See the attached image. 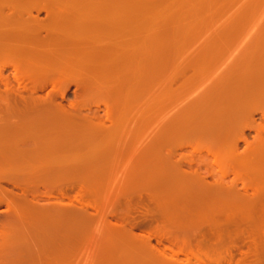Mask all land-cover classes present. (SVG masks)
<instances>
[{"label":"bare ground","instance_id":"obj_1","mask_svg":"<svg viewBox=\"0 0 264 264\" xmlns=\"http://www.w3.org/2000/svg\"><path fill=\"white\" fill-rule=\"evenodd\" d=\"M69 1L71 0H0V69L9 67L14 73L15 80H17L16 78L18 75H21L24 77V80L29 83L28 86H19L18 84L19 87L14 88L11 82L6 79L2 81L3 91L0 93V207H4V210L0 211V236L8 234L9 232L10 234L13 233L19 236L17 239L18 247L15 249L17 250L15 253H5L3 249H0V264H77L78 256L75 253L74 236L78 228L86 229L88 225L91 224L92 215L90 211L88 212V208L97 209V207L89 201H93L91 198L95 199L98 197L102 184H104L103 178L106 177L108 171L110 172L114 166H116V162L118 161L115 160L114 162V159H117L116 154L120 153L121 149L129 143L135 146L134 141H127L131 138L128 133V136L124 137L125 143L120 141L121 137L118 135L117 136L120 138L118 139L117 145L107 141L116 137V133L122 132L123 129H121V126L124 122V119H122L123 117L121 118L119 116L120 120L123 122L119 120V122L115 123L114 119L111 126L106 127L93 113L90 115L87 113L82 114L79 110L72 107V105L70 106L72 108L66 109L59 104H54L55 94L48 92L49 94H46L44 97L36 96L37 92L44 90L46 87H51L52 91L57 90L60 98L64 97V92L70 85H73L75 89L80 88L82 90H87L89 88L91 90L92 88L95 92L103 94L101 96L108 100L107 103H110L109 109H111V107L116 108L117 110L115 112L119 110L118 114L121 112L126 113V111L138 101L137 94L139 93L140 87L138 79L140 78L139 76L142 75V71L138 69L139 67L134 66L136 70L133 74L131 72L133 79L131 76L129 77L132 80L129 79L131 83H129L128 79L124 78L125 75L124 77L119 75L117 78H107L106 76L102 77L103 75L101 74H90L89 71L91 68L92 70L93 68L94 70L97 69L95 67L99 64L95 63V60L99 58V56L102 57L107 50L112 51L113 59L115 60L122 59L123 57L125 58L127 53L129 55L127 56L128 59L130 58L129 60H132L131 57L137 60V56H139L138 53L141 52H139V45L134 44L127 46L126 42H122L121 39H113L112 43H110L108 42L109 38L107 39L104 34L102 35L98 32L100 30L94 31L85 29L84 31L82 29L84 27L78 30L74 28L73 24L71 27H67L64 22L69 20V18L70 20L74 18L71 11L73 16L69 14L73 18L71 16L69 17V15H67L68 13H63ZM215 1L216 0H214V2ZM236 1L233 0V5L231 4L232 1L228 2L226 0L225 2L231 3H226L219 7L214 4L213 7L223 10L224 14H226V11L233 10L232 15H235V12L237 13L238 10H257L259 7L258 3L259 5L262 3L259 2L262 0H245L236 7L238 3H236ZM209 4L208 7L210 5L212 6L213 3ZM233 7L234 9H232ZM206 8L202 11L206 12L210 10H206ZM216 9L212 10L214 11ZM260 10L261 9H258V11ZM74 12L77 13L76 11ZM40 13H43L44 17L40 18ZM232 15H230L229 18ZM241 18H239L240 21ZM229 20L230 19H228V21ZM224 26V30L220 29L221 31L219 32H217V30L214 37H208L205 44L203 43L205 45V50H202L200 53L202 56L199 54L201 59L211 60L213 55V48H211V46L216 43V38L217 40H221H219L221 44L217 42L216 46L218 44L222 46L223 42L226 43L224 45H230V48L233 47V45L235 46L236 43L238 44L239 39L237 40L236 38L238 35L236 34V36H233L234 31L227 30ZM236 28L239 29V27ZM211 34H214V32H211ZM118 36L120 35L118 34ZM234 37L236 41H234ZM125 39L124 41H126ZM129 41H131L130 38ZM61 44L66 45V48L72 49L73 52L63 53V51H59V46L62 48ZM257 45L259 47L254 45V49L249 46L247 47L248 49L244 48L240 51L237 50L238 53L235 55L233 54L234 56L232 55L231 58L228 57L230 59L229 62L226 61L228 58L226 59L224 56L226 60H224L223 70L220 72L219 78L217 77V81L214 80V82L211 80L209 84H206L204 86L205 88L201 89L202 92L199 95H194L196 96L194 99L191 97L192 100H190L191 98L188 99L189 103L185 104V107L184 105L178 106H183L182 108L189 107L190 109L193 106L192 104L201 98H209V100L212 97L215 98V96H212L215 92L219 94L218 99L221 98L223 104L230 95V99L234 100V93L237 92L233 91L231 93L230 90L235 89L230 86H236L233 82H235V80L237 81V78L234 77L241 66L243 67V71L246 67L244 73L248 70L249 74L247 75H252L251 77L249 76L250 79L247 78L249 80L245 79L246 81L244 82L247 83L244 84L245 87L248 86L249 89L250 87L255 89V86L259 84L257 85L259 86L257 89L261 88L264 84V66L262 64L264 60V45ZM63 48H65V46H63ZM90 48H93L95 51L93 53H86L85 51ZM180 48L182 51L184 50L182 47ZM219 49L221 48H218V54H220ZM178 52L180 53L181 50L179 49L177 51L175 57L178 56ZM146 53H148V51ZM246 55L248 56L247 60L245 58ZM243 56L245 57L243 58ZM220 58L221 57L217 60L219 61ZM261 59L262 62H260ZM251 60L252 63H250ZM135 62L133 64H135ZM180 63L177 64L176 61L175 65H167L166 68L168 70L170 69L173 72L175 69L174 74L172 72H167V69L163 70V73L161 70H155L157 72L154 74L156 78L154 77L155 82H153L154 87L152 90L155 96L152 98L151 93L150 97L152 101L150 102H153V104L151 103L152 109L149 107L147 110L153 111V113H150L155 117L151 122V134L146 135L149 139L146 138L148 141H145L142 148L151 146L153 148L152 151H154V160L152 161V172L150 171L152 184L149 188L147 186L145 197H143V199L147 198L150 204L152 203V209L146 211V213L144 212L145 214L143 216L144 220L149 219L150 222H148L150 225L154 222L156 225L153 224V227H149V230L145 229V232L142 231L144 233L141 232V234H136L132 231L135 225L129 221L118 222V224L114 223L111 224L108 229L105 227L108 231L106 240L116 238L118 242H122L124 245L126 244V247L128 245V250L125 248H122V250H125V253L127 252L126 256L130 254V251L134 252V254L131 253L137 257L136 260L139 259L135 261L134 264H264V162L254 159L257 155H264V134L261 136L257 132L253 140L248 143L244 135V129L258 130L254 128V124L246 125V119L244 120L246 123L238 127V131L235 130L236 133L233 136L232 131L229 133L227 131H221L220 136L222 133V138L226 140L224 141L221 137L220 139L215 138V140H222L220 145L216 141L212 142L218 144L220 148L222 145L223 147L231 145L232 147L234 146L233 149H235L238 141L244 142V150L239 154L237 162H234L232 166L234 169L236 168L239 170L236 174V178L232 180L226 179L227 176L225 177L224 175H215L211 170V172L208 171L209 169L206 170L204 168V172H201L200 168L202 166L200 167L199 164L198 168V166L192 165V160L190 162L187 159H181V157L176 160V151L183 148L186 143H176L177 140L179 141L180 138H182L183 133L181 134V132H183L184 128L176 124L180 114L175 110L172 111V109L175 108L172 107L174 101H172V96L173 91H176L175 89L178 88L179 85L181 86L183 82L175 86L173 82L178 80V76H173L176 73H182L183 75L185 74L184 70L186 71L188 67H192L191 63H189V65L188 63H185V65L182 64L184 66ZM125 64H123V66ZM101 65H104V63ZM259 65L261 68H259ZM86 70H89L88 73H86ZM176 70L180 72L178 71V73ZM117 71L115 75H117ZM166 72L167 75H164ZM241 72L239 71L237 74L241 75ZM121 73H124V71ZM129 74H127V77ZM195 74L197 75V73ZM207 74H209V77L213 73L211 74L208 72ZM247 75L243 77L246 78L248 77ZM190 78L186 79L185 77V83H187V80ZM199 84L201 83L199 82ZM245 90L246 89H244V91ZM246 91L245 93L249 94V92ZM255 94H257V92H255ZM204 103L205 102H203V104ZM207 103L208 102H206V104ZM218 107L216 106V108ZM263 107H261L259 113H261L260 116L264 118ZM106 109L109 110L108 108ZM133 109L135 108H131L134 114L133 112L130 113L127 111L124 118L127 116V118H125L127 123L129 120L132 121L128 117V112L131 114V117H135L136 114V117L140 115L138 119L136 117L134 119L137 120V123L134 124L132 121V124H130L131 122H128L129 124H124L123 128L127 127L124 129L127 130L129 129V125L131 128L136 125V127L141 125V129L140 127L136 129L143 131L144 128H146L142 126L144 121L139 122L141 119L145 120L142 118V111ZM179 109L180 108H178V110ZM136 110H138L137 113H135ZM208 111L209 110H207V112ZM139 112L141 113L139 114ZM237 112L238 111H236V113ZM244 112L245 110L241 112L243 117L247 115L250 116L249 112H245L246 114ZM105 113L106 115L109 114L108 111ZM117 119L118 118H116V120ZM119 123L122 124L119 125ZM138 123L140 125H138ZM119 126L121 132L118 131ZM204 126L206 128L207 125L205 124ZM221 129L223 130V128ZM203 130H199V135L206 136L207 138L209 134H204L205 132L202 133ZM229 130L230 129H228V131ZM148 132L150 133V131ZM211 132H213V130H211ZM178 133L181 136H179ZM127 134H122V138ZM75 140H85L84 143L89 141L90 143H88L90 145L87 143L85 145H89V147L86 146V149L81 148L83 149V151L81 150L82 152H75V150H80V147L74 149L76 143L73 142H75ZM79 141H77V143ZM119 141L121 143H119ZM225 150H230L231 152L232 149ZM260 150L263 151L261 152L262 154H256L260 152ZM108 152H112V156L114 157L103 158L102 156ZM80 153L83 157L81 159L79 158L81 157L79 156ZM231 159L232 158H230V160ZM233 168L230 169L233 170ZM116 170H118V168ZM126 171L127 177L125 178L127 180L125 179L126 182H124L123 188L124 191H126L124 192V195L126 194L124 199L129 204L131 196L133 198L134 193L136 196L137 192L135 189L138 187H135L133 191L134 184L131 178L134 179V175H136L133 165L129 164ZM146 179L148 180V178ZM145 184L149 185V183H144L143 186H146ZM105 189L106 188H104V190ZM68 191L70 193L78 192V194L76 195L75 193V195H70ZM138 194H140V192ZM82 197H84V201H87V198L90 199H88L86 203V201L84 202L82 200ZM110 198L112 199L113 197L110 196ZM62 199H66V202L63 203ZM111 204L113 203L111 202ZM125 207H127V205ZM111 208L113 209V207ZM110 211L111 210H109V212ZM93 215H95V213ZM127 219L125 218V220ZM52 234L54 238L50 241L52 243L54 241L53 244H57L59 239H62L61 235L66 240L65 242H67V244L62 247H59L57 244L54 247L51 246L52 249H50L51 247L48 243L47 245L45 244L46 240L44 241V239H46L48 235L52 236ZM90 236H92V234H90ZM108 236L110 237L108 238ZM152 238L156 240V243H160L162 240L167 241L169 245L175 247L176 250L173 251L174 248L172 247L171 249L170 247L159 249L157 246L151 244L150 241ZM49 239L47 237V240ZM110 244L111 243H107L108 246L106 245V247H102L100 250L104 249V251L107 252L108 248H111L112 244ZM91 246L94 245L91 244ZM241 248H244V250ZM233 249L238 251L237 259H234L231 254ZM165 250L169 251L168 253L170 254H167ZM62 251L67 254L62 255ZM180 254L183 255V259L178 257ZM200 255L203 256L201 257ZM119 259L121 260V258ZM84 261L85 259L82 262L84 263ZM88 263L87 261L84 264ZM125 263H130L129 258Z\"/></svg>","mask_w":264,"mask_h":264},{"label":"rangeland","instance_id":"obj_2","mask_svg":"<svg viewBox=\"0 0 264 264\" xmlns=\"http://www.w3.org/2000/svg\"><path fill=\"white\" fill-rule=\"evenodd\" d=\"M225 1L226 0H224V1L223 0H216L215 1L216 3H215L214 0H209V1L208 0H148V1L147 0H106V1L105 0L104 1L103 0H100V1L99 0H93V1L92 0H89V1L88 0H71L68 2V6H67L65 12H63V13H65V14L68 13L67 15H69V17L73 14L74 16L73 15L72 16L74 18L71 16L73 18V20L72 19L70 20V18L68 17L70 21L66 20V22H64L67 27L68 26L71 27L73 24L74 28L78 29V30H79V28L81 29V27H84V28H82L84 31H85V29L86 30L90 29V30H94V31L100 30L98 32H100L102 35L104 34V36L107 37V39L109 38L108 42H110V43H112L113 39L114 40H120L121 39L122 42H124V43L126 42L127 46L134 45V44L139 45V48H140L139 52L140 51L141 52L138 53L139 56H137V60L136 59L134 60V58L131 57L134 62L135 61L137 62V64H136V62H135V64H133L134 62L132 60H129L130 58L128 59V57H127V56H129L128 53H127L125 58L123 57L124 59L122 58L119 60H115V59H113L112 51L107 50V52L105 51V54L102 57L99 56V58H97L96 60L94 59L95 63L99 64L97 67H95L97 69L94 70V68H93V70H92V68H91L90 71L86 70V73H88V71H89L90 74L91 73L92 74L96 73L97 75L101 74V75H103L102 77L106 76L107 78H112V77L117 78L119 75L120 76L122 75L124 77V75H125L124 78L128 79V81H129V79H130L129 77L131 76V78H132V74L136 70V69H134V66L139 67L138 69L142 71V75L139 76L140 78L138 79L139 84H140L139 91H138L139 93L137 92L138 93L137 94V97H138L137 100L138 101H137V103L134 104L135 106L134 105L131 106L127 111H129L130 113L133 112V114H134V111H132L131 108L139 109L140 111H142L141 115H143L142 118H144L145 120L141 119L140 121L139 120L138 121L139 122L144 121L142 126L146 127L143 130L144 132L142 130L136 129V128L141 126L138 123V125H140V126L136 127L137 126L136 125L135 127L131 128L130 125L129 126L127 125L129 127V129L124 130L125 128H127V127L123 128L124 124H127L128 122L129 123L131 122L130 124H132V121L134 122V124L137 123L136 122L137 120H134L135 117L137 116V114L135 115V117H131V114L128 112V117L132 121H130L128 119L129 121L126 123L127 120L125 121V118H127V116H125V118H124V115L127 113V111L125 110L126 113L121 112L120 114H118L119 110L117 112H115L117 110L116 108L111 107V109H109L110 103L109 102L107 103L108 100L101 96L103 94L95 92V90L92 88H91L92 91L90 90V88L87 90H82L80 88L75 89L73 85H70L68 87V89L65 90L63 98L59 97V92L57 90L52 91L51 87H46L44 90L36 93V96H40V97H44L46 94H49V93L55 94L56 97L54 98V104H56V105L59 104L60 106L66 108V109H70V108L74 107L77 110H79L82 114L87 113L90 115L93 113L96 116V118L101 120L103 122L104 126H106V127H110L111 123L114 122L113 121L114 119H115V123H116V122H119L120 117L121 118L123 117L122 119H124L125 123L120 120L121 122H123V125L121 126L122 127L121 129H123L122 130L123 133L120 131V126H119L118 131L121 133H116V137H114L110 140H107V141H109V143H111V144L117 145L118 139L120 137L122 138V134L128 133L131 136V138H129L127 141H130V142L134 141V145H135V146H133V144L130 145V143H129V144H127V146H129V147L125 146L126 149L124 147L121 149L120 153L116 154L117 159H114V162H115V160L116 161L118 160L116 162V166H114V168L110 171L111 173L108 171V174L107 173H106L107 175L105 174L106 179L103 178L104 184H102V188L100 190V193L98 191V193H99L98 197L95 199L91 198V200H93V201H89L91 204H94L95 207H97V209L96 208H93V209L88 208V212L90 211V214L92 215V222L90 225H88V228H86V229L78 228L77 232L74 236L75 253L78 256L77 264H84L87 261L89 262L88 264H126L125 262L128 260V258H129V262H130L128 264H131V263L134 264L135 261L139 260V259L136 260L137 257H135L133 255L134 252L130 251V254L128 255L129 256L128 257V256H126L127 252L125 253V250H122V248L127 249L128 245L126 247V244L124 245V243L118 242V240H116V238L114 239L113 237H111V238H113L112 240L111 239H108L109 241L106 240V237H107L106 234L108 233V231L106 229H108V227L111 224H114V223L118 224V222L120 223V222H124V221L125 222L129 221L130 223L135 225L134 228L132 229V231L136 234L137 233L141 234L142 231L145 232L146 230H149V227L151 228V227H153V224H155V222H154L150 225L149 219L144 220V216H143L146 213V211H148V210L150 211L152 209V203L150 204V202L147 201V198L143 199V197H145V192H146L147 186L149 188V186L152 184L151 183L152 178H150V174L152 172L151 167L153 165L152 161L154 160V154H153L154 151H152L153 148L151 146H147V147L145 146V148H142L143 144H145V141H148L147 139H149L146 135L151 134V129H150L152 127L151 122H152V119L155 117V116L151 115L153 113V111H151V110L147 111L149 109V107H150V109H152L151 103L153 104V102H150V101H152L151 97L153 98L155 96V95H153V92H152L153 87H154L153 82H155V78H156L154 74H155V72H157L155 70H157V69L161 70L163 73V70L167 69L166 67L168 64H174L175 65L176 61H177V64H179L181 62L180 63L181 65L182 64L185 65V63L186 64L188 63V65H189V63L192 64V67H188V69L186 71L184 70L185 74H183V75H182V73L181 74L179 73L180 72L179 70H178L179 72L176 70L181 75V77L177 73H176L177 75L175 74L173 76V77L178 76L177 77L178 80L173 82V83H175V86H178L179 84H181L183 82L181 84V86L179 85L178 88L175 89L176 91H173V96H172V101L174 100L172 107H175L172 109V111L175 110L176 112H178L180 114V116H178L179 119H177L178 121L176 120L177 121L176 124L184 128L183 132H181V134L183 133L182 138H180L179 141L177 140L176 143H179V142H183L184 144L186 143L183 148L176 151L177 152L175 154L176 160H178L180 157H181V159H183V160L187 159L190 162L192 160V162H193V163H191L192 165L198 166L200 164V167L202 166L201 167L202 169L200 168L201 172H204L205 169L206 170L209 169L208 171L211 170L213 174L215 173V175H219V176L224 175L225 177L227 176L226 179L232 180V179L236 178V176H237L236 174L239 171L238 169H236V168L234 169L232 167L233 163L237 162V158H238L239 154H241L242 151L244 150L245 144L242 141H238L237 145L235 146V149H233L234 146L232 147L231 145H229V146L226 145L224 147L222 145L220 148L219 145L222 143V140L221 141L215 140V138L220 139V137H221V139H223L222 133L220 136L221 131L222 132L227 131L228 133L230 131H232L233 134L232 133L231 134L233 136L236 133V131H238L237 128L241 127L242 125H244V123H246L244 121L246 119H247L246 125H250V124L253 125L254 124V126H255L254 128L256 130H258V131H254L253 129H244V135L246 136L247 142L250 143L253 140V137L257 134V132L259 135L263 136V134H264V118L262 116H260L261 113H259V112L261 110V107L264 106L263 105L264 104V93H262V92H264V84H263V86L260 84L262 87L260 86L261 88H259V89H257V87H259V86H257L259 84H257L255 86L256 90L254 88H251V87L249 89L248 86L245 87L244 84H247L244 82V81H246L245 79H247V78L250 79V77L252 76V75H247V74H249L248 70L245 72L246 74L244 73L246 67H245L244 71H243L242 66H241L242 69L241 68L238 69L240 72L242 71L241 72L242 74L244 73L243 75L241 73H240L241 75L237 74L239 71L235 74L236 76L234 78H237V81L235 80V82H233V84L236 86H233V85L230 86L231 88H234L235 90H233V89L230 90L231 88L229 87L230 88L229 90L231 91V93L233 91L238 93V94L234 93V98H233L234 100L230 99L231 98V95H230V97L223 104L221 101V98L218 99L219 94L217 92H215V94L212 95V96H215V98L212 96H211L212 98H210V100H209V98L208 99L207 98H201V99H199L200 101L198 100V101L194 102L192 104L193 105L192 108H190V109H189V107H186V108H182L183 106L179 107L180 105H184V107H185L186 106L185 104L189 103L188 99L191 97H193V99H194L197 96V94L199 95L202 92L201 89L205 88L204 86L206 84H209L211 82V80L217 81V79L219 78L218 77L219 74H221L220 72H222V70H223L224 60H226L228 57L231 58L233 54L235 55L241 49L242 50L244 48L248 49L247 47H249V46L252 49H254V45L255 46H258L257 44L264 45V0L259 1L262 3L260 5L258 3L259 7L257 6L258 8H257V10H254L255 12L252 11L253 9H251V10L250 9H243V10H238L237 11L238 14L235 12V15H232L233 10H229L228 12L226 11V14H224L223 10L216 9L213 7L214 4H216V6L219 7L223 4L228 3L229 1H232V3L231 2L230 3L234 5L233 0H227L228 2H225ZM242 1H245V0H237L236 3L237 2L238 3L236 5V7L238 5H240ZM134 3H135V7H134ZM209 3L210 4L213 3L212 6ZM230 3H228V4H230ZM202 4L203 5L206 4V5L203 6ZM208 4L212 8L210 6L208 7ZM206 6H207V8H206ZM132 8H133V10H132ZM205 8H206V10H209V9L210 10L203 12L204 11L203 9H205ZM212 9H216V10L213 11ZM232 9H234V7ZM258 9H261V10L258 11ZM245 10H246V12H245ZM66 11H68V12H66ZM70 11L72 12V14ZM74 11H76L77 13H75ZM241 13L243 14V17H242ZM79 14H80L81 19L79 17ZM206 15L208 18L206 17ZM230 15H232L233 17L231 16L229 18ZM75 16H76V18H75ZM121 16H123V17H121ZM39 17L40 18L44 17V14L40 13ZM227 17H228V19H230L229 21H228ZM241 17L244 19H242ZM239 18H241L242 22L240 21ZM71 21H73V22H71ZM223 22H224V24H223ZM226 22H227V24H226ZM234 24L236 25V27H239V29H237ZM224 25H226V26H224ZM223 26L227 30H230L232 32L234 31L233 36H236V34L238 35V36H236L237 40L239 39L238 44L236 43L235 46L233 45V47L230 48L229 47L230 45H224L226 43L222 41L223 44L221 46L220 45L221 40L220 39L217 40V38H216L215 42L216 43L220 42V44H218L217 46H216V43H214V45L212 44L211 48H213L212 49L213 55L211 57V60L210 59H208V60L201 59L200 53L202 52V50L203 51L205 50L204 44L206 42V39H208V37H211V36L214 37L216 35L215 32L217 30H218L217 32L221 31L223 29ZM210 31L214 32V34H211ZM105 34H107V35H105ZM118 34L120 36H118ZM208 34H209V36H208ZM124 35H126V36H124ZM233 36H232V38H233ZM240 36H242V37H240ZM250 36H251V38H250ZM248 37H249L250 41H249ZM129 38L131 39V41H129ZM124 39L126 41H124ZM241 39H242V41H241ZM234 41H236L235 37H234ZM136 42H138V43H136ZM243 44H244V46H243ZM63 46H65V48H63ZM236 46H237V48H236ZM180 47H182L184 49L183 50L184 52L182 51V49ZM176 48L177 49L179 48L181 50L180 53L178 52L180 54V56L178 54L177 57H175V56L177 55V51L179 49L177 50ZM218 48H221L223 50L222 51L221 49H219L220 54H218L219 53ZM62 49H64V50H62ZM91 49H93V48L87 49L86 51L85 50H82V51H85L86 53H93L95 50L94 49L91 50ZM58 50L63 51V53H72L73 52L72 49L66 48V45H62V48L59 46ZM147 51H148V53H146ZM143 55H145V56H143ZM224 56L226 57V59ZM196 57H197V59H196ZM219 57H221V58L218 61L217 59H219ZM244 57L245 56H243V58ZM176 58H178V59H176ZM245 58L247 60L248 56L246 55ZM228 59L226 60L227 62L230 61V59L229 60ZM263 59H264V57H263ZM119 61H121V62H119ZM102 62L104 63V65L105 64H107V65H105V66L101 65V64H103ZM123 62H125L126 64ZM260 62H262V59ZM250 63H252V60ZM123 64H125L126 66L125 65L123 66ZM262 64L264 66V60H263ZM0 65H1V63H0ZM121 65H122L123 69L121 68ZM184 65H182V66H184ZM202 65H204V66H202ZM260 65H261V63H260ZM260 65H259V68H261ZM196 69H197V71H196ZM206 69H208V70H206ZM117 70H119V71H117ZM121 70L124 71V73H121L122 72ZM174 70L172 72V70L169 69L167 72H172L174 74L175 73ZM116 71H117V75H115ZM128 72L130 74L132 72V74L130 75ZM167 72L164 73V75H167ZM208 72L211 74L213 73L212 75L209 76L210 78L208 77V75H209V74H207ZM195 73H197V75ZM200 73H201V75H200ZM13 74H14L13 71L9 67L8 68L6 67L4 69H0V93H2V91H3L2 81H5L6 79L11 82V84L14 88H18L19 86H24V85L28 86L29 83H28V81L26 82V80H24V77H22L21 75H18L16 78L17 80H15ZM127 74H129L128 77H127ZM244 75H247L248 77L244 78L245 77ZM185 77H186V79L191 77L189 80H187V83H185V81H184V80H186V79H184ZM249 79H247V80H249ZM131 81H129V83H131ZM179 81H180V83H179ZM199 82L201 84H199ZM238 82H240V83H238ZM197 83H198V85H197ZM18 84H19V86H18ZM176 84H178V85H176ZM243 87H244V89H246L249 92V94L245 93L246 90L244 91ZM239 89H240V91H239ZM183 91H184V93H183ZM230 91H229V93H230ZM176 92H177V94H176ZM212 92H214V91H212ZM255 92H257V94H255ZM151 93H152V96H151ZM260 93H262V94H260ZM258 94H260V95H258ZM23 95H25V94H23ZM87 95H91V96H87ZM194 95H196V96H194ZM240 96H241V98H240ZM190 100H192V98ZM178 101H179V104H178ZM213 101H215V102H213ZM203 102H205V103L203 104ZM206 102H208V103L206 104ZM218 103H220V104H218ZM107 104H108V107H107ZM71 105H72V107H70ZM189 106H191V105H189ZM216 106L217 107L219 106V107L216 108ZM204 107H206V108H204ZM106 108H108L110 111L107 110ZM178 108H180L179 109L180 111L178 110ZM181 108H182V110H181ZM135 109H133V110H135ZM205 109H207L209 111L207 112V110H205ZM239 109H241V110H239ZM263 109H264V107H263ZM244 110H245V112H249L250 116L247 115V116L243 117L241 112ZM107 111L109 112L110 115L109 114L106 115L105 112H107ZM137 111L138 110H136L135 113H137ZM145 111H146V113H145ZM182 111L185 113H183ZM236 111H238V112L236 113ZM150 112H152V113H150ZM195 112H196V114H195ZM140 113L141 112H139V114ZM133 114H132V116H133ZM145 114H147V115H145ZM203 114H205V115H203ZM148 116L150 119L148 118ZM181 116H182V118H181ZM138 117H136V118L138 119ZM202 117H204V118H202ZM116 118H118V119L116 120ZM202 122H204V123H202ZM236 123H238V124H236ZM120 124H122V123H119V125ZM200 124H201V126H200ZM205 124L207 125L206 128L204 126ZM112 125H115V124H112ZM217 127H219V128H217ZM141 128L142 127H140V129ZM221 128H223V130ZM198 129L199 130L206 129V130H203V132L202 131L201 132L202 133L205 132L204 134L208 133L209 136L207 135V138H206V136H200L199 135L200 131ZM228 129H230V130L228 131ZM134 130H136V131H134ZM211 130H213V132H211ZM148 131H150V133ZM214 132H215V134H214ZM119 134H121V135H119ZM128 134L123 136L122 139L120 138V141L125 143L124 137L128 136ZM204 134H202V135H204ZM211 134H212V136H211ZM117 135L120 137H118ZM178 135L181 136L179 133H178ZM175 136L178 137L176 134H175ZM136 138H137V140H136ZM125 139H127V138H125ZM178 139H179V137H178ZM223 140L225 141L226 139H223ZM77 141H79V140H75V142H73V143H76V145H77V147H76V145L73 144V145H75V148L74 147L73 148L78 149L80 147V150H75V152L76 151L82 152L83 149H81V148L86 149L87 145H85V144H87L89 141L86 140L87 143H84L85 140L84 141L82 140V141L78 142L79 144L77 143ZM120 141H119V143H121ZM215 141L219 145L216 143L215 144L212 143ZM104 142H106V141H104ZM89 145L87 147H89ZM139 145H142V146H139ZM225 149H232V150L230 152V150H225ZM261 152H263V151L260 150V152H258L256 154H259ZM79 156H81V157H79L80 159L83 158L81 153L79 154ZM111 156H112V152H110V153L108 152V153H105L104 156H102V157L106 159V158H111ZM113 157L114 156H112V158ZM230 158H232V159L230 160ZM258 158H261V159H258ZM254 159L261 160V162L262 161L264 162V155L263 156L257 155L254 157ZM189 161H188V163H189ZM119 163H121V164H119ZM129 164L133 165L134 173L136 174V175L133 174L134 179L131 178V181L133 180V184H134L133 191H134L135 187H138V188L135 189V191L137 192L136 196L134 193L133 198L131 196L132 200L130 198V200H129L130 202L128 204V202H126L124 199L126 196V194L124 195V192H126V191H124L123 185H124V182H126L125 181V179H126L125 177H127V175H126L127 171L126 170L129 167ZM195 164H197V165H195ZM230 165H231V167H230ZM139 167H141V168H139ZM229 167L233 168V170L230 169ZM117 168H118V170H116ZM198 168H199V166H198ZM131 169L133 170L132 167H131ZM145 173H147L148 175ZM108 178L110 181L108 180ZM146 178H148V180ZM144 183H149V185L145 184L146 186H143ZM104 188H106V189L104 190ZM137 190L140 192V194H138L139 192ZM108 191H110V192H108ZM68 193L70 195H75L76 192L70 193L68 191ZM109 193H110V195H109ZM131 193L133 194L132 191H131ZM77 194H78V192L76 193V195ZM103 195H104V197H103ZM110 196L113 198L111 199ZM83 199H84V197H82V200ZM88 199H90V198H87V201H88ZM140 199H143V200H140ZM106 200H107V202H106ZM51 201H54V200H51ZM87 201H86V203H87ZM62 202L65 203L66 199H62ZM111 202L113 204H111ZM115 202H118V203H115ZM125 203H126L127 207H125L126 206ZM106 205H107V207H106ZM108 206H109V208H108ZM111 207H113V209ZM100 208H102V209H100ZM94 209H96V210H94ZM2 210H4L3 206L0 207V211H2ZM109 210H111L112 213H111V211L109 212ZM93 212L95 213V215H93L94 214ZM96 217H98V218H96ZM125 218L126 219L128 218V219L125 220ZM96 226H97V228H96ZM89 227H91V228H89ZM105 227H107V228L105 229ZM105 231H107V232H105ZM144 232H142V233H144ZM90 234H92V236H90ZM18 237L19 236L16 234H13V233L10 234V232L8 234L1 235L0 236V249H3L5 253H7V252L15 253L17 251L15 249H17V247H18V242H17ZM47 237H48V239L49 238H51V239L47 240ZM47 237H46V239H44V241L46 240L45 244L47 245V243H48L50 247L51 246L54 247L57 244L59 245V247H62L65 244H67V242H65L66 240L64 239V237L62 235H61L62 239H59L57 244H53L54 241H53V243L50 241L54 238L53 234H52V236L48 235ZM109 237L110 236H108V238ZM50 242H51V244H50ZM150 242L152 245L157 246L159 249H163L166 247L167 248L170 247V249H171V247H172L171 245H169V243L167 241H163V240L160 243H156V240L154 238H152ZM107 243L112 244V245L110 244L111 248L110 249L108 248V251L106 250L107 252H105L104 249L100 250V248L106 247ZM91 244H93L94 246H91ZM123 245H124V247H123ZM93 247L96 249H94ZM129 248H130V246H129ZM172 248H174L173 251L176 250L175 247H172ZM50 249H52V247ZM241 249L244 250V248H241ZM165 252H167V254H170V253H168L169 251H167V250H165ZM237 253H238V251H236V249L235 250L233 249L231 251V254L233 255L234 259L238 258ZM64 254L66 255L67 253L62 251V255H64ZM82 254H84V255H82ZM200 256L202 257L203 255H200ZM126 257H127V259H126ZM178 257L180 259L184 258L182 254L178 255ZM119 258H121V260ZM84 259H85V261L83 263L82 261ZM93 262H95V263H93Z\"/></svg>","mask_w":264,"mask_h":264}]
</instances>
